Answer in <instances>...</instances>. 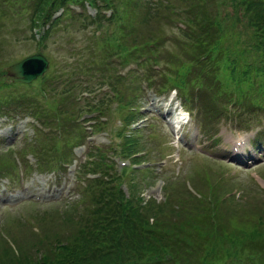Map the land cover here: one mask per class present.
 Instances as JSON below:
<instances>
[{
  "label": "trees",
  "instance_id": "obj_1",
  "mask_svg": "<svg viewBox=\"0 0 264 264\" xmlns=\"http://www.w3.org/2000/svg\"><path fill=\"white\" fill-rule=\"evenodd\" d=\"M15 3H24L21 8L24 13L28 12L30 31L49 22L36 43L39 51L63 23H75L81 29L94 26L95 32L105 30L98 36L92 34L96 54L83 48L70 55L75 60L72 65L54 71L55 63L50 60L48 72L29 85L5 83L0 71V88L25 89L21 93L8 92L0 96V108L11 104L20 108L23 104L45 127L59 125L65 129L68 125L74 129L76 120L82 115L94 113L104 118L107 106L115 102L117 108L113 111L118 113L121 124V128L116 129V136L121 140L119 154L137 165L149 154L140 142L153 125H148L145 134L138 132L127 138L123 134L137 117L134 103L142 82L148 90L154 88L157 95L168 88L177 90L186 100L185 104L192 97L183 96L187 95L189 87L207 90L213 98L219 97L217 100L205 97L209 100L207 113L218 112L214 115L218 117L224 112L231 116L228 118L235 119L238 126L246 123L242 116L264 109V0H0L1 16H6L5 11ZM85 3L97 11L91 18L84 14ZM68 5L80 7V13L73 14ZM60 8L64 9L62 22V17L50 21L51 13ZM104 9L110 11L108 18L100 14ZM169 25L177 33L173 34L176 40L163 31L149 29ZM164 42L176 45L180 55L166 58L162 53ZM114 65H135L140 73L129 70L123 76L113 75ZM159 71H164L165 76L159 73L158 84H153L152 75ZM80 77L85 97L79 96ZM104 84L106 91L101 92ZM93 87L100 91L96 93ZM193 109L188 108L189 111ZM106 121L95 119L90 129L93 133L100 132L106 127ZM82 132L80 128L75 129V135L69 139L82 140ZM43 138L49 137L36 134L34 145L24 149L37 156V167L53 171L59 169L60 164L69 165L62 150L55 156L56 148L61 149L59 144H50L48 149L38 145ZM66 140L67 134H63L62 141ZM110 149L91 146L87 160L74 170L78 207L75 210L79 213L75 212L77 218L73 220H78L75 224L79 228L69 237L65 232L63 237L45 240L47 246L39 250L44 255L42 259H30L34 260L30 262L24 257L20 263L13 259L3 264H213L219 260L208 243L215 230H208L212 234L199 231L200 216L195 212L197 208L198 214H207L212 201H206V212H199L203 201L192 196L181 200L166 194L162 203L124 197L120 187L122 179L128 177L127 169L112 173L114 164L106 159ZM12 168L13 165L0 158V176L14 180L15 168ZM89 173H97L98 177L85 180L83 175ZM129 173L134 172L129 170ZM188 204L193 207L184 206ZM211 204L214 206L215 202ZM209 216L213 218L210 213ZM254 222L262 224L261 219ZM242 233L251 236L254 231L243 230ZM220 235L225 241L232 238V234L228 236L225 231ZM257 236L260 239L256 243L263 245L259 251L251 249L254 241L250 239L246 244L241 240L231 243L237 255L247 249L246 259L251 264H264V235L257 231ZM228 245L231 251L223 256L234 251L232 245ZM257 258L258 263H255Z\"/></svg>",
  "mask_w": 264,
  "mask_h": 264
},
{
  "label": "rangeland",
  "instance_id": "obj_2",
  "mask_svg": "<svg viewBox=\"0 0 264 264\" xmlns=\"http://www.w3.org/2000/svg\"><path fill=\"white\" fill-rule=\"evenodd\" d=\"M22 6H24V3H15V8L12 6L5 11L6 16H1L0 13V71L3 73L2 78L5 83H9V77L7 78L5 75V68L19 58L29 57L36 53L42 54L43 52L48 62L45 75L49 70L50 60L55 63L54 71L64 65H72L75 60L70 55L81 52L83 48L96 54V49L92 45V34L96 33L98 36L105 29L95 32L94 26L81 29L79 25L70 22L58 26L49 40L44 43V49L37 50L38 46L35 42L42 34L43 26L37 27L39 34L35 35V38H31L32 33L28 27V12L24 13ZM72 10L73 12H79L78 9ZM88 14L92 15L93 12L90 11ZM60 20L62 22L63 17ZM149 29L152 32L155 30L163 31L171 39H175L173 37L177 34L170 25L169 27L156 26L154 29ZM162 49V53L166 58L173 59L180 55L177 46L169 42H164ZM104 61L108 62L107 60ZM160 64L162 70L163 65ZM122 68L119 65H114L113 75L122 71ZM130 68H133V66ZM135 71L137 72V69ZM164 71H166V68H164ZM164 71L152 75L154 78L153 84H158L159 73L165 76ZM108 75H112V73H108ZM108 75L107 77H109ZM79 79L81 80V91L85 87L82 82L83 79L81 77ZM161 80L163 79L161 78ZM101 87L104 88L106 85L104 84ZM139 87L138 99L134 106L143 113L146 108L151 106L150 99L156 96L143 89L142 84ZM95 88L93 87L92 90ZM189 88L187 95L183 96L191 95L192 97L185 105L190 106V108L194 107L195 113L200 111L201 116L196 114V119L188 116L186 119L185 116H182L184 117V119H181L182 125L180 126L182 143L173 141L171 126H166L165 123L155 118L146 117L147 124H152L153 129L147 132L151 136L147 137L146 134L140 145L144 148V151H149V154H146L145 159H143L144 165H138L137 168H148V172L135 171L129 173L130 169L128 168V177L122 179L120 188H122L124 197L128 199L133 200L137 197L140 201L150 200L157 203L164 202L166 194L174 195L181 200L186 198L188 200L192 196L203 201L202 209H198L199 212H206L207 203L206 200L204 202V199L211 195V201L212 203L215 202L216 207L214 204L211 210L207 209V214H198L197 208H195V212L200 216V221L197 224L199 231L212 234L211 232L215 230L208 242L213 255L219 259L214 261L213 264H251V261L246 259V256H248L247 249L244 250L242 255H237L231 241L241 240L242 243L245 242L246 244L250 239L254 241L250 245L253 251H259L263 247L262 244L256 243V241L260 239L257 236V231L264 235V109L261 112L253 110L251 113L242 116L241 118L246 123L242 124L243 131H239L229 124L228 117H231L230 115L222 112L218 120L217 117H214L218 112H214L212 115L207 113L206 104L209 100L204 97H208V94L202 93L196 87ZM168 89L175 92V94H170L175 96L174 100L179 104L182 99L176 96V90ZM24 90L22 87L0 88V96H4L8 92L21 93ZM94 91L98 93L100 89L96 88ZM199 93L202 97L199 96ZM157 98H160V96ZM109 105L104 116L107 120V125L103 128L104 131L88 136L90 144L86 146L77 144V139H69L72 135H75V129H81L80 124H77L74 129H70L68 125L65 129H62L61 126L57 125L50 128H54L56 133H44V129L40 132L29 126L32 121L24 117L33 116L28 109L23 107V104L20 108H16L12 104L1 106L0 158H4L5 162L13 165L15 171L12 174L14 180H8L7 177L0 176V264L13 259L16 263H20L24 257L29 260L36 259V261L40 257L42 259L44 255L39 250H42L44 245L47 246L45 240L63 237L65 232L69 237L70 233L79 228L75 224L78 220H73V218H77L75 212L79 213V211L75 210L78 208L75 202L77 199L76 191H74L77 181H73L72 174L68 171L64 174L61 164L59 169L42 171L44 167H37V156L28 151L24 152V149L28 150V147L34 145L36 131L49 137L41 139L38 145L48 149L50 144H59L61 149L56 148L55 156L58 155V150H62V153L66 155V162L70 163V167L77 170L79 165L87 160V154L92 145L115 146L116 151L110 149L108 156H113L114 162H117L115 156H120L123 159L122 161L126 163L129 161L128 158H123L119 154L120 146L117 145V142L121 140L116 136V129L120 127L119 115L111 109L113 106L110 107ZM170 106L174 107V105ZM175 110L177 111V109ZM186 110V107L181 106L180 111L186 112ZM175 113H172L168 119L169 123H173L176 119L177 115ZM181 115L186 114L181 113ZM82 118L84 120V117ZM25 121H28V124L23 123ZM137 123H139L138 119L130 122V125H136ZM33 125L39 128L37 122ZM248 125L259 131L257 134L259 143H256V140L249 142L254 131L247 133L245 130ZM216 133L218 136L211 139L212 134ZM63 134H67L66 141H62ZM237 137L243 138L244 144L237 148L239 149V155H233L230 147ZM194 141H196V145L202 146V152L224 163L197 156L201 154L194 153L187 148V145L194 143ZM85 147H87L85 154L81 156V149L83 150ZM160 161L164 165L162 163L157 165L163 167L159 173L151 165ZM133 164L137 163L133 162ZM117 169L114 167L112 173L118 172ZM44 172L47 173L42 174ZM89 174L93 175L95 173ZM86 175H83L85 180H87ZM220 187H222L221 190ZM38 191L39 193L42 191L43 194L37 196ZM77 191H79V188ZM40 198L44 200L42 201ZM184 206L193 207L190 204ZM209 213L214 217L211 218ZM257 219H261L262 224L255 223L254 221ZM243 230L247 232L254 231V233L248 236L242 233ZM224 231L228 236L232 234V238L229 237L225 241L220 235ZM228 244L232 245V251H234L223 256L222 254L231 251ZM47 255H49L48 251ZM233 255H236L237 258L234 259ZM255 263H258V258Z\"/></svg>",
  "mask_w": 264,
  "mask_h": 264
},
{
  "label": "water",
  "instance_id": "obj_3",
  "mask_svg": "<svg viewBox=\"0 0 264 264\" xmlns=\"http://www.w3.org/2000/svg\"><path fill=\"white\" fill-rule=\"evenodd\" d=\"M47 61L39 54L31 55L5 68V74L13 83L28 84L44 74Z\"/></svg>",
  "mask_w": 264,
  "mask_h": 264
},
{
  "label": "bare ground",
  "instance_id": "obj_4",
  "mask_svg": "<svg viewBox=\"0 0 264 264\" xmlns=\"http://www.w3.org/2000/svg\"><path fill=\"white\" fill-rule=\"evenodd\" d=\"M19 83H20V84H23V83H21V82H19ZM169 110L171 111V109H167L168 112H169ZM177 120L179 121V118H178ZM137 125H138V124H137ZM240 139H241V138L238 137V138L234 139L233 141L236 142V141H238V140H240ZM234 142H233V143H234ZM39 194H40V195H39ZM37 195H38V196H41V193H39V191H38Z\"/></svg>",
  "mask_w": 264,
  "mask_h": 264
}]
</instances>
